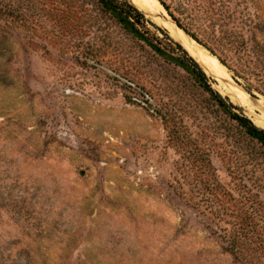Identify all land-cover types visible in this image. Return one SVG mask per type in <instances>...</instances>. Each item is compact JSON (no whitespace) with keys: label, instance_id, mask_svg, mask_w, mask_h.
Returning <instances> with one entry per match:
<instances>
[{"label":"rangeland","instance_id":"obj_1","mask_svg":"<svg viewBox=\"0 0 264 264\" xmlns=\"http://www.w3.org/2000/svg\"><path fill=\"white\" fill-rule=\"evenodd\" d=\"M132 1L264 128V0ZM0 264H264V147L97 0H0Z\"/></svg>","mask_w":264,"mask_h":264},{"label":"trees","instance_id":"obj_2","mask_svg":"<svg viewBox=\"0 0 264 264\" xmlns=\"http://www.w3.org/2000/svg\"><path fill=\"white\" fill-rule=\"evenodd\" d=\"M102 8L110 12L122 27L133 37L144 42L155 53L164 58L168 63L184 69L194 81L209 94V98L217 105V108L230 117L252 139L264 147V128L258 126L248 115L243 112L241 106L233 103L228 96L222 95L212 86L211 78L200 62L190 54L185 46L173 39L165 28L157 26L132 0H97ZM167 9L171 6L166 0H161ZM173 18L185 29L190 31L191 22L184 12L179 15L170 12ZM150 24L160 30L161 37L154 31ZM194 34V32H193ZM195 35V34H194Z\"/></svg>","mask_w":264,"mask_h":264},{"label":"bare ground","instance_id":"obj_3","mask_svg":"<svg viewBox=\"0 0 264 264\" xmlns=\"http://www.w3.org/2000/svg\"><path fill=\"white\" fill-rule=\"evenodd\" d=\"M134 1L139 6H141V8L145 9L147 12H158L162 7L160 0H134ZM165 19L170 23V25L177 26L176 23L172 21V19L169 17L168 14ZM179 28L171 27V30L174 31L176 35L179 36L181 39L186 40L187 46L189 47L188 50H190L191 55H193L200 62V64L206 70L207 74L218 79L221 85L227 84V81L225 83L223 80L229 79L231 77L228 71L229 69H227V67L219 60V58L216 55H214L212 52H210V50L207 47L196 41L194 38L190 37L185 31H183L182 28L180 29ZM228 91H231L232 97L240 104L248 105V106L250 105L249 98L244 91L230 84L228 85ZM252 108H254V106Z\"/></svg>","mask_w":264,"mask_h":264},{"label":"water","instance_id":"obj_4","mask_svg":"<svg viewBox=\"0 0 264 264\" xmlns=\"http://www.w3.org/2000/svg\"><path fill=\"white\" fill-rule=\"evenodd\" d=\"M178 27L182 28L178 23L176 24ZM183 29V28H182ZM185 31V30H184ZM186 32V31H185ZM187 33V32H186ZM188 34V33H187ZM189 35V34H188ZM190 36V35H189ZM193 38V37H192Z\"/></svg>","mask_w":264,"mask_h":264}]
</instances>
